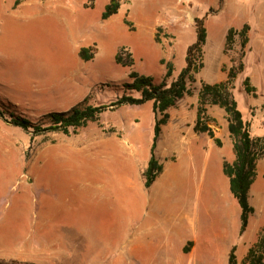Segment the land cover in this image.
<instances>
[{
    "label": "rangeland",
    "instance_id": "obj_1",
    "mask_svg": "<svg viewBox=\"0 0 264 264\" xmlns=\"http://www.w3.org/2000/svg\"><path fill=\"white\" fill-rule=\"evenodd\" d=\"M21 1L0 0V258L38 264H139L132 252L136 237L140 232L144 238L165 229L181 230L177 211L168 212L171 202L183 199L197 210L198 226L206 223L209 212H227L218 228L225 237L216 264H228V244L236 230L234 197L223 171V162L235 157L227 113L208 105L222 146L207 133L195 132L194 124L202 84L225 80L243 62L233 95L251 122L253 137L264 136L262 0H120L119 12L109 20L102 13L110 0H32V7H15ZM48 6L53 8H43ZM197 16L205 19L208 32L205 66L190 84L192 94L169 110L173 127L162 126L154 153L161 163L167 157L174 164L152 189L144 186L141 167L147 165L154 143L153 101L104 109L98 121L76 133L71 128L69 134L35 133L11 121L20 116L46 127L45 115L66 112L86 96L94 106L124 95L140 97L124 87L131 81V69L160 82L172 62L170 83L196 41ZM245 23L250 24L246 47L235 35L227 48L228 30H240ZM85 47L95 52L91 60L81 56ZM128 59L131 68L124 62ZM245 76L257 88V97L243 89ZM249 200L256 210L247 242L264 225V156L258 160Z\"/></svg>",
    "mask_w": 264,
    "mask_h": 264
},
{
    "label": "trees",
    "instance_id": "obj_2",
    "mask_svg": "<svg viewBox=\"0 0 264 264\" xmlns=\"http://www.w3.org/2000/svg\"><path fill=\"white\" fill-rule=\"evenodd\" d=\"M222 1L220 0L219 3ZM120 8V0H110L102 13V18L107 19L111 17L118 13ZM126 23H128L127 20ZM195 26L197 38L187 50L186 65L178 77L170 83H168V78L173 75L174 70L172 62L167 63L165 76L160 82H156L151 75L140 74L136 70L131 69V81L125 82L124 87L127 90L140 92V97L124 95L108 105L103 104L99 106L90 105L87 103V99H85L82 103L73 106L66 112H52L45 115L42 120L47 119L48 124L46 127L20 116H13L11 121L15 125L35 133L40 130H62L65 134H69L71 128L76 133L78 128L86 126L91 121H98L100 113L109 106L118 107L121 104L141 105L147 101H153V108L156 113L154 143L147 167L143 170L145 186L150 187L163 170V164L156 158L154 149L161 134L162 126L167 124L171 117L169 110L175 107L186 95L192 94L190 84L196 81V74L205 66L204 47L208 36L205 19L203 17H195ZM249 30L250 24L248 23H245L240 30L231 27L226 36V47L229 48L234 42L235 35H239L241 46L244 49L250 40L248 35ZM81 56L86 60L91 59L90 49L82 48ZM117 60L121 62L123 58L118 56ZM124 62L130 68L132 67L133 62L129 59ZM241 71H244L243 62L239 64L237 70L232 68L225 80L202 84L198 94L197 118L194 130L197 133H207L216 141L218 146H222L221 140L216 136L211 126V118L207 112L208 105H217L227 113L228 130L233 139L235 160L233 162L224 161L223 171L229 177L230 190L242 209V234L248 227L250 216L255 213V207L249 200V193L257 176L258 160L264 156V136L259 138L253 137L251 122L244 118L242 111L239 109L238 102L233 95L234 80ZM242 85L246 93L255 97L258 96L257 88L252 84L250 76H245ZM158 115L161 116L159 117ZM235 249L233 247L230 251L229 264H236ZM187 250L188 248H185V251ZM0 264L38 263L0 258ZM245 264H264V226L261 228L258 241L249 249Z\"/></svg>",
    "mask_w": 264,
    "mask_h": 264
},
{
    "label": "crops",
    "instance_id": "obj_3",
    "mask_svg": "<svg viewBox=\"0 0 264 264\" xmlns=\"http://www.w3.org/2000/svg\"><path fill=\"white\" fill-rule=\"evenodd\" d=\"M40 1L45 2L47 0H40ZM31 2L33 1L23 0L19 2L15 7H18V8H21L23 6L32 7L34 5H32ZM47 3H51V2H47ZM42 5H44V3ZM260 5L263 6V9L261 11L259 9L258 11L260 14L259 21L261 22V25L264 26V0L260 2ZM43 8L45 10H49V9L51 10V8L53 7L48 6V7H43ZM112 16L107 19H103V20H109L112 18ZM94 53L95 52H93L92 49H90V54L92 56L91 59L94 57ZM87 98L88 96H86L84 100ZM110 107H113V106H109L108 108ZM171 121H172V118L169 119L166 125L172 126L173 124ZM173 132H177V131H175V129L173 128ZM186 136L188 137V135ZM189 139L192 141L191 137ZM210 143L213 144L211 139H210ZM207 145H205L204 147H207ZM162 156H165V154L163 153ZM191 156L194 157L193 153L191 154ZM171 158L173 159L175 158V156ZM165 160L166 162L162 163L163 164L162 172L156 177L155 181L152 183L150 187L145 186L144 177H143V183L146 188L152 189L159 182H161L162 181L161 178L163 176L165 177L168 171L167 166L174 164V161L169 160L167 157H165ZM234 160H235V157L233 161ZM146 167L147 165L144 167H141L142 175H143V170ZM168 178L169 177L164 179L163 183L165 182L168 183ZM168 198L169 196L166 197L167 200ZM170 205H171V209L169 210L168 213L170 214V211H172V213H174L175 210L177 211V213L179 214V217H178L179 219L177 221H180V225H182V229L176 231V233H174L172 229L171 230L165 229V230L160 231L159 233L157 231L154 235H151V236L144 235V238H143L142 232H140V234L136 237L137 242H135L132 245V252H133L134 260L137 261L139 264H216L218 260V252L222 245L221 242L224 241V237H225V234H223L220 229L222 227L223 221L227 218V212L225 210L223 211L219 210L218 214H216L214 211H213L214 213L209 212L207 213L208 219L206 223L201 224V226H198L197 220L199 218H198L197 210L195 211L191 209L190 204L188 203L184 204L183 199H178L176 204H174V202H171ZM173 206H178V207L174 208ZM191 210L195 211L194 217L192 218V224L189 223V219H190L189 211ZM241 213H242L241 206L239 205L238 200L234 197L233 198V227L235 228L236 233L233 236L232 245L231 243L228 244V264H229L230 251L232 250L233 247L236 248L235 249L236 264H245V262L247 261V255H248L249 249L258 241L261 228L264 226L262 225L254 241L247 242L245 237L248 231L249 223H248V227L245 230V232L241 234ZM184 216L188 219L186 222H184V218H183ZM163 221L166 222V220H163ZM249 221H250V218H249ZM218 228H220L219 232H218ZM185 248H188V250L185 251Z\"/></svg>",
    "mask_w": 264,
    "mask_h": 264
}]
</instances>
